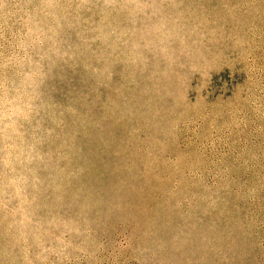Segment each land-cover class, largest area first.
<instances>
[{
    "label": "rangeland",
    "instance_id": "374dc122",
    "mask_svg": "<svg viewBox=\"0 0 264 264\" xmlns=\"http://www.w3.org/2000/svg\"><path fill=\"white\" fill-rule=\"evenodd\" d=\"M0 264H264V0H0Z\"/></svg>",
    "mask_w": 264,
    "mask_h": 264
}]
</instances>
